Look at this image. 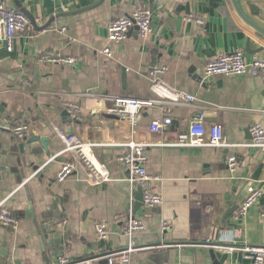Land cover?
Segmentation results:
<instances>
[{"label":"crops","instance_id":"0c3cea01","mask_svg":"<svg viewBox=\"0 0 264 264\" xmlns=\"http://www.w3.org/2000/svg\"><path fill=\"white\" fill-rule=\"evenodd\" d=\"M237 2L264 30V0ZM7 4L30 21L35 19L36 26L31 22V32L19 35L14 52L0 44V157L5 154L1 162L6 169L0 203L19 219L16 228L0 225V253L10 252L19 264H55L61 258L80 264L98 257L91 264H108L104 256L132 246L129 264H216L211 250L221 252V245L264 247V153L246 146L252 141L250 127L256 123L264 127V82L252 76L205 77L208 62L220 52L243 50L248 61L264 56V38L238 17L231 0H7ZM145 7L154 11L152 33L142 38L135 29L124 42L111 45L113 58L102 54L109 45V23ZM191 15L205 24L189 21ZM48 22V27L40 28ZM47 51L73 57L76 63L43 64L40 57ZM155 66L165 69L159 77L164 84L195 96L198 107L176 105L170 113L162 105L145 109L139 139L146 135L150 142L173 143L203 112L207 125L223 127L231 146L151 148L147 168L152 178H158L151 188L162 203L147 209L140 190L127 182L129 171L118 161L124 148H94L112 177L99 187L71 155L50 160L64 149L56 129L95 144L129 140L128 122L108 115L106 102L93 96L155 99L151 91L155 78L149 75ZM70 105L81 108L82 121L70 118ZM166 115L173 119L170 129L149 135L150 124ZM18 123L29 127L26 140L37 138L35 149L14 136ZM41 144L48 154L33 153L42 151ZM233 154L239 164L235 173L227 169ZM62 163L77 166V172L59 183ZM249 185L263 195L245 218L236 220ZM130 216L142 220L145 229L127 237L121 228ZM36 220L42 227L51 223L63 237L56 255L49 245L42 247ZM163 222L169 224L167 230L162 229ZM98 223L108 225L107 240L99 239ZM222 254V264H253L252 257L240 250Z\"/></svg>","mask_w":264,"mask_h":264},{"label":"built area","instance_id":"2783aa9c","mask_svg":"<svg viewBox=\"0 0 264 264\" xmlns=\"http://www.w3.org/2000/svg\"><path fill=\"white\" fill-rule=\"evenodd\" d=\"M154 11L149 7L135 10L128 16L121 17L111 21L107 27L109 45L102 50L107 58H113L114 51L111 45H119L124 42L131 31L137 29L140 37L146 38L153 31ZM189 21H195L200 26L205 24V20L201 17L196 18L191 15ZM30 19L22 12L10 7L7 0H0V44L4 45L8 53H12L16 49V41L20 34L28 35L31 30ZM40 62L43 64L56 66H73L76 59L65 56L59 52L47 51L40 57ZM165 73V69L155 66L149 71V75L155 78L151 85V91L155 95V99H135L114 97L109 95L93 96L101 98L106 102L105 112L108 115H114L125 119L131 129V138L125 142L103 141L101 144L89 143L80 140L78 137L66 133L64 130L56 129L59 138L61 139L64 149L50 161L57 160L60 156L69 154L73 161L79 166L81 165L87 175L92 180L93 186H101L112 181L110 171L106 164L100 162L94 154L96 146H110L124 148L125 152L120 154L118 161L130 173L127 182L132 189L142 190L143 205L147 209H155L162 203L160 195L153 192L151 188L152 178L148 173L149 155L148 151L153 147H194V148H226L231 145L226 141L224 129L219 124L207 125L205 114L202 112L198 117L191 121L186 129L177 134V139L173 143L150 142L146 139V135H141L139 139V127L143 115V111L147 108H152L156 105L164 106L166 112L170 113L171 107L176 105H184L187 107H198V100L195 96L182 91H175L164 84L159 77ZM214 76H225L231 78H239L252 76L260 78L264 82V56L256 55L251 61L246 58V52L243 50L227 53L220 52L215 59L208 62L205 69V77L211 78ZM90 96V95H86ZM111 102V105H107ZM70 118L77 122L83 120L82 110L77 105H70ZM173 125V119L170 115H166L161 119L152 122L149 126V135H161L166 133ZM29 127L24 123H18L14 127V136L17 139L23 140L27 137ZM252 141L246 146L258 149L264 153V127L260 124H253L250 127ZM50 163V162H48ZM238 158L236 155H230L227 159V169L231 173L238 170ZM38 172V171H37ZM77 172V166L71 163H62L59 172L57 173L56 181L64 183L74 173ZM263 191L254 185L247 187V195L235 213V219H243L248 211L262 197ZM264 217V211L262 213ZM19 219L14 213L6 207L5 203H0V225L9 228H16ZM47 226L53 227L51 223ZM169 224L163 222L162 229L167 230ZM145 224L142 220L130 216L124 221L121 231L127 237H132L134 234L143 231ZM96 230L99 239L107 240L109 231L106 223H98ZM240 231L235 232V236H239ZM207 245H211L207 241ZM218 247V246H217ZM222 253L230 254L236 250H240L243 254L252 257L253 264H264V247L245 245L238 249L235 244L221 245ZM132 246L123 251H118L110 255L104 256L108 264H129L130 255L134 252ZM100 258L82 261L80 264H91L98 262ZM55 264H70L67 258H61Z\"/></svg>","mask_w":264,"mask_h":264},{"label":"water","instance_id":"95a60500","mask_svg":"<svg viewBox=\"0 0 264 264\" xmlns=\"http://www.w3.org/2000/svg\"><path fill=\"white\" fill-rule=\"evenodd\" d=\"M232 5L238 15V17L247 25L249 26L251 29H253L256 33H258V35H260L262 38H264V30L262 28H260L259 26H257L254 22H252L250 19H248L244 13L242 12L237 0H231ZM31 22L34 26H36V20L33 19L31 17ZM51 22V21H50ZM50 22H48L47 24H45L43 27H40L41 29H44L46 27H48L50 25ZM137 30V29H136ZM251 41H248V46H250ZM263 49H259V51H262ZM114 118H117L115 116H113ZM24 141H27L29 144H31L33 146L34 142H37V138L36 137H31L30 139L26 140L24 139ZM42 145V151H36L34 150L33 153L35 154H40L42 152H45L48 154V150L45 148V146L43 144ZM21 150H24V145H21ZM33 149H35V147L33 146ZM5 155L4 153L2 154V156ZM2 156L0 157V181H2L3 177H2V173L4 171H6L5 166L3 165L2 161ZM25 178V175H23V179ZM141 194H142V190L139 189ZM236 210V208H234L232 211H230V214H233L234 211ZM35 226H36V230H37V235H38V239L40 240V243L42 245V247L44 245H49L50 249L54 252V254L56 255L57 250L59 249V247H61L64 244V239L63 237L60 235V233H57L56 230L53 229V227L47 226V223L42 227L39 226L38 221H35ZM211 253L216 261V264H222V260L224 258V255L220 252V251H214L211 250ZM0 264H19V261H15L12 258H10V252L7 253H0Z\"/></svg>","mask_w":264,"mask_h":264}]
</instances>
